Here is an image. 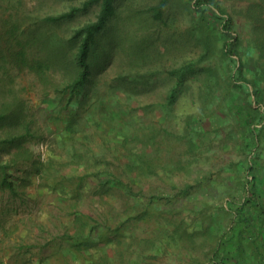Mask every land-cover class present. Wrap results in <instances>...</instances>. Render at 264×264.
<instances>
[{
    "label": "rangeland",
    "instance_id": "obj_1",
    "mask_svg": "<svg viewBox=\"0 0 264 264\" xmlns=\"http://www.w3.org/2000/svg\"><path fill=\"white\" fill-rule=\"evenodd\" d=\"M218 1L118 0L73 92L101 3L0 0V264H264V0Z\"/></svg>",
    "mask_w": 264,
    "mask_h": 264
},
{
    "label": "trees",
    "instance_id": "obj_2",
    "mask_svg": "<svg viewBox=\"0 0 264 264\" xmlns=\"http://www.w3.org/2000/svg\"><path fill=\"white\" fill-rule=\"evenodd\" d=\"M101 3V9L98 17L95 21L85 24L84 26L77 29L74 37H81L82 41L79 45L78 52L75 54L74 64L77 68V77L74 82L70 85L73 92L77 91L85 85L92 73V60L91 54L93 46L96 43L98 34L105 29L107 24L110 22L111 18L114 17L118 10L117 1L118 0H96ZM196 6H210L213 8H220L218 0H196ZM164 9V3L157 5L155 7V13L157 17L162 15ZM70 13H65L61 17L69 16ZM237 37L231 41L232 45H236ZM228 45V44H227ZM227 47L226 53L230 54L234 51L233 47ZM6 114H1V119L5 118ZM13 138L4 139L2 142H13ZM1 168H5L4 165L0 164Z\"/></svg>",
    "mask_w": 264,
    "mask_h": 264
},
{
    "label": "crops",
    "instance_id": "obj_3",
    "mask_svg": "<svg viewBox=\"0 0 264 264\" xmlns=\"http://www.w3.org/2000/svg\"><path fill=\"white\" fill-rule=\"evenodd\" d=\"M33 247V246H32ZM28 248V247H27ZM0 249H1V247H0ZM14 249H17L16 247L14 248ZM30 250V249H29ZM13 252V251H12ZM11 253V251H9V249H8V251H7V254H10ZM261 256V255H260ZM263 260V259H262ZM188 261L190 262L189 264H192V262L188 259ZM264 261V260H263ZM262 261V262H263ZM184 264V263H183Z\"/></svg>",
    "mask_w": 264,
    "mask_h": 264
}]
</instances>
